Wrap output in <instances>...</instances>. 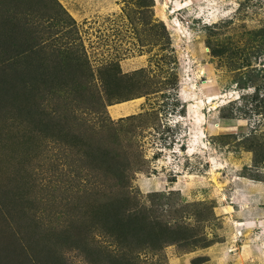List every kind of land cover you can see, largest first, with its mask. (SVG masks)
Here are the masks:
<instances>
[{
	"label": "rangeland",
	"instance_id": "rangeland-1",
	"mask_svg": "<svg viewBox=\"0 0 264 264\" xmlns=\"http://www.w3.org/2000/svg\"><path fill=\"white\" fill-rule=\"evenodd\" d=\"M58 2L73 23L60 15L40 45L70 48L88 69L81 79L90 90L60 109L35 97L33 113L57 108V120L76 129L85 123L96 142L117 141L139 161L131 180L136 204L170 234L159 248L135 252V264H264V0ZM20 75L28 79L19 68L0 67V194L22 167L40 202L36 218L61 226L71 216L49 206L78 203L71 200L73 152L44 132L35 137L32 125L9 111L11 89L25 88L14 83ZM90 92L113 105L141 101L113 118L109 106L94 111L83 103ZM92 242L119 257L108 236L95 234ZM62 258L89 264L77 250Z\"/></svg>",
	"mask_w": 264,
	"mask_h": 264
},
{
	"label": "trees",
	"instance_id": "trees-1",
	"mask_svg": "<svg viewBox=\"0 0 264 264\" xmlns=\"http://www.w3.org/2000/svg\"><path fill=\"white\" fill-rule=\"evenodd\" d=\"M60 15L73 23L58 0H0V67L19 68L28 77L20 75L22 78L14 81L25 88L11 89L9 111L24 117L26 124L37 132L35 137L44 132L73 152L71 162L77 187L71 200L78 202L57 208L49 206L51 212L63 207L72 218L61 226L45 225L36 218L41 206L32 193L33 181L27 179L29 172L25 170L23 176L22 167L17 168L13 176L9 175V184L5 185L8 188L0 194V264H65L62 253L69 249L79 251L89 264H135V252L144 247L159 248L170 234L167 227L153 222L136 204L131 180L140 170L139 161L128 159L117 141L96 142L87 134L89 125L78 122L76 129L66 118L57 120V108H51L52 113L46 112L42 117L33 113V108L37 109L35 97L45 103L55 100L52 107L57 103L60 109L67 106L72 95L76 98L81 94V99L89 92V83L81 79L88 69L70 48L48 52L43 49L46 46L40 45L47 37V29L57 25ZM78 76L79 81L75 79ZM93 97L90 92L83 100L91 110L113 105L110 98ZM79 130L84 135L77 133ZM83 182L93 189L79 194V184ZM95 234L111 238L119 257L103 254L95 247Z\"/></svg>",
	"mask_w": 264,
	"mask_h": 264
},
{
	"label": "bare ground",
	"instance_id": "bare-ground-1",
	"mask_svg": "<svg viewBox=\"0 0 264 264\" xmlns=\"http://www.w3.org/2000/svg\"><path fill=\"white\" fill-rule=\"evenodd\" d=\"M212 96L213 95H210L209 97H207L208 102L213 99ZM140 101H141L140 99L139 100L137 99L134 101H128V102L120 103V104L113 105V106L111 105V106H109L110 115L113 118H118V117H123V116L129 115V114L133 113V111L136 109V107L140 104L139 103ZM194 103H198L200 108H204V106H205L204 101L201 99H196V101H194ZM200 121H201V123L204 124L203 116H201ZM201 135H203V134L201 133ZM193 153H194V149L190 147L187 151V155L191 156V155H193ZM230 208L231 207H228L226 210H230Z\"/></svg>",
	"mask_w": 264,
	"mask_h": 264
}]
</instances>
